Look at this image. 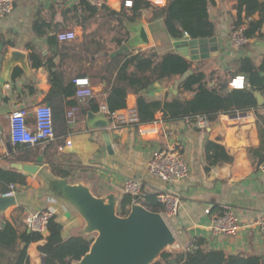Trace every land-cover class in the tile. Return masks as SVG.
I'll return each instance as SVG.
<instances>
[{
  "label": "crops",
  "instance_id": "0c3cea01",
  "mask_svg": "<svg viewBox=\"0 0 264 264\" xmlns=\"http://www.w3.org/2000/svg\"><path fill=\"white\" fill-rule=\"evenodd\" d=\"M123 1L107 0V4L98 8L94 17L86 23L85 30L78 23L84 11L81 0H16L13 12L0 19V129L4 131V136L0 138V167L19 170L15 163H35L39 159L44 162L41 154L18 152L9 136V114L14 109H28V123L34 127V108L42 103L48 104L46 98L52 87L50 73L45 66L34 67L30 55L35 51L44 62L54 57L58 68L75 79L88 78L95 91L92 98L101 102V108L105 105L104 90L107 86L106 80L102 79V75L106 74L103 68L115 53L138 52L147 48H155L160 54L177 52L178 42L167 32L163 18L150 21L149 13L138 20L143 22L150 43L134 45L131 41L134 36L131 29L138 20L131 23L121 16L122 13L112 17L105 8L109 6L121 12ZM235 3L232 0H215L209 7L211 19L216 26L215 35L218 36L220 57L188 59L195 68L199 67L209 75L210 84H214L219 76L224 78L232 75L241 57H252L257 66L264 59V48L259 44L264 38L251 39L245 48H237L231 42L230 29L237 19ZM74 14H78V17L74 18ZM242 17L247 22L245 13ZM112 18L117 21L113 26H118L111 39H107L96 28L91 29L96 21L102 19L103 26L105 20ZM117 18H122V25L126 28L122 29L123 26ZM250 18L260 19V13L256 12ZM36 20L52 24V30L57 28V33L61 30H75L77 39L71 42L58 40V44L52 45L48 37L40 36L35 31ZM126 29L129 30L130 37L118 43L116 38H121L119 32H125ZM85 45L88 46V51ZM14 50L27 55V66L17 62L8 75L6 64L9 54ZM89 66H95V69ZM79 73L85 75L78 76ZM238 75L241 73L236 76ZM185 76L176 80L155 82L146 96L152 99L174 97L179 93V83ZM260 94L263 101L258 113L262 117L255 110L248 109L234 115L221 114L209 127L198 128L192 120L163 122L162 114L158 113L153 126L157 132L146 136H141L135 128L113 130L111 124L107 128L91 127L88 122V114L92 111L88 109L90 98L85 104H80V114L74 123H70L68 119V132L56 138L60 141V146L55 149L53 161L68 167L71 170L70 175H54L45 162L36 174L23 171L26 173V183L16 184L17 203L0 213V224L3 225L5 221L13 222L19 234L27 229L32 231L27 223L28 217L49 209L63 225L64 239L72 236L91 239L93 232L88 231L85 218L76 206L55 192L52 183L67 179L70 184L88 187L96 197L106 199L112 194L119 210L126 193L124 182L127 179H136L143 183L147 194L168 191L179 196V212L169 221L177 238L178 246L175 251L188 249L196 238H204L205 249L224 250L228 254L259 255L264 259V236L255 225L264 214V170L261 168L264 162V92ZM127 106L137 107L136 94L128 95ZM106 131L112 141V151L108 149ZM67 140H71L72 144L66 145ZM208 141L223 145L234 160L212 166L208 170ZM177 143L183 146V154L190 168L188 178L167 182L152 175L148 168L152 150L172 147ZM15 156L23 159L16 161ZM73 177H78V180L73 181ZM11 184L0 179V196H5L10 191ZM207 208H211V214L206 213ZM227 210L236 212L243 226L232 235L212 234L209 225L213 216L221 215ZM42 234L47 236L48 228ZM44 242L41 240L29 245L30 264H42L39 246ZM22 246L20 239L14 249L0 246V264H15Z\"/></svg>",
  "mask_w": 264,
  "mask_h": 264
},
{
  "label": "trees",
  "instance_id": "16d2710c",
  "mask_svg": "<svg viewBox=\"0 0 264 264\" xmlns=\"http://www.w3.org/2000/svg\"><path fill=\"white\" fill-rule=\"evenodd\" d=\"M132 8L122 6L121 12L105 6L109 15L115 17L122 13L128 21L136 22L144 14L154 21L163 18L166 30L172 39L179 42L185 38H210L216 34V26L211 19L209 7L215 0H167L163 6L153 5L150 0H133ZM235 1L237 19L235 24H240L242 14L247 18L246 36L250 39L264 38L260 33L264 27V2L260 0H232ZM83 7L82 18L78 23L85 30L86 23L98 12L89 0H81ZM256 12L260 13V19H251ZM74 14V18L78 17ZM250 18V19H249ZM115 19V18H113ZM122 25V18H117ZM123 26V25H122ZM35 31L40 36L48 37L50 44H58L57 28L45 21L36 20ZM126 28L125 26L122 29ZM85 33V32H84ZM121 38H116L118 43L130 37L129 30L119 32ZM124 37V38H122ZM86 50L89 48L85 45ZM34 67H47L50 73L52 87L47 95V102L53 110L55 136L66 134L69 129L68 112L71 108L80 106L76 96L77 85L75 77L58 68L54 57L46 62L35 51L30 55ZM106 74L102 79L106 80L107 86L104 93V104L110 113H115L127 107V98L130 93L137 95V110L140 124H151L156 121L158 113L162 114L163 122L180 120H194L197 116H205L215 121L221 114L234 115L239 112L253 109L259 117L260 106L257 93L264 92V59L260 66L250 56L241 57L238 67L232 75L221 77L210 84L209 75L201 68H195L193 62L171 51L160 54L155 48H147L138 52L121 51L115 53L104 68ZM215 72V71H214ZM214 72L211 74L213 75ZM116 73V74H115ZM238 73L248 78L249 86L242 89H231L229 82ZM79 73L78 76H84ZM186 75V76H185ZM185 78L179 83V93L172 98L152 99L146 96L150 87L157 81L165 79L176 80ZM89 108L93 112H100L101 102L96 98L89 100ZM43 144H16L18 152L43 155L44 162L48 164L52 173L58 177H68L71 170L54 162L55 149L60 146L58 139ZM264 144V139L262 138ZM209 170L212 166L232 162L234 157L226 148L215 142L208 141L206 144ZM23 157L15 156L16 161ZM26 173L22 170L7 169L0 167V179L8 184H25ZM133 196L125 193L119 207V214L127 216L131 211ZM141 203L154 212H160L163 205L158 202L157 194H147ZM63 225L53 216L48 223V235L44 236L39 231L25 230L19 234L14 223L5 221L0 228V246L9 250L14 249L20 239L23 246L19 250L15 264H30L28 247L33 242L44 240L39 246L42 254V264H74L80 261L89 251L94 238L84 236H72L64 239L62 235ZM206 240L196 238L194 243L184 251H164L159 260L154 264H264V259L259 255L252 254H228L224 250L205 249ZM197 246V247H196Z\"/></svg>",
  "mask_w": 264,
  "mask_h": 264
},
{
  "label": "water",
  "instance_id": "95a60500",
  "mask_svg": "<svg viewBox=\"0 0 264 264\" xmlns=\"http://www.w3.org/2000/svg\"><path fill=\"white\" fill-rule=\"evenodd\" d=\"M131 30L134 33L131 38L134 45L150 43L142 21L138 20ZM259 44L264 48V39ZM176 51L190 60L218 58L221 55L216 35L210 38H185L178 42ZM26 58L25 53L12 51L6 64V73L9 75L17 62L26 67ZM256 95L259 103H262V95ZM88 122L93 128H107L111 123L104 112L93 111L88 114ZM105 138L108 149L112 151V141L107 131ZM14 165L19 170L36 174L44 162L39 159L35 163ZM52 186L57 194L78 208L88 223V231L98 232L90 251L74 264H154L168 247L176 243V235L164 216L143 204L132 205L130 213L121 216L112 194L106 199L99 198L88 187L70 184L67 179L57 180ZM16 203L15 195L0 196V213Z\"/></svg>",
  "mask_w": 264,
  "mask_h": 264
},
{
  "label": "built area",
  "instance_id": "2783aa9c",
  "mask_svg": "<svg viewBox=\"0 0 264 264\" xmlns=\"http://www.w3.org/2000/svg\"><path fill=\"white\" fill-rule=\"evenodd\" d=\"M90 3L102 8L107 4V0H89ZM153 5L163 6L167 0H150ZM16 0H0V19L6 18L15 8ZM123 4L127 8H132L133 0H124ZM247 23L232 25L230 29V39L233 45L237 48H245L251 42V39L246 36ZM264 35V27L260 31ZM57 38L60 42H71L77 39L75 30H61L57 33ZM77 85L76 96L80 104H85L90 98L94 97V87L88 78L75 79ZM249 86L248 78L241 74L229 82L231 89H242ZM100 112L111 121V129L120 130L122 128H135L141 136H146L150 133H155L156 128L153 127L156 121L151 124H140L137 107H126L123 112L110 113L106 105H103ZM29 111L26 108H16L9 114V136L11 142L16 144H43L55 140L54 116L51 106L47 103L39 104L34 108L35 126L32 127L28 123ZM80 114V106L71 108L68 112L70 123H74ZM238 114V113H237ZM193 124L198 128H207L212 124V121L205 116H197L193 120ZM4 136V131L0 129V138ZM72 141L67 140L66 145H71ZM63 149V147H61ZM148 168L152 175L167 181L173 182L188 178L190 168L183 154V146L177 143L175 146L163 148L158 147L152 150L148 161ZM264 170V162L261 166ZM124 190L133 196L134 204H142L147 193L144 190L143 183L136 179H127L124 182ZM16 184H11L10 191L5 196L15 195ZM157 200L163 205L160 213L169 222L178 212L181 204L179 196L168 191H159ZM132 207V206H131ZM207 214H211V208L206 209ZM54 216L52 210L45 209L38 211L28 217L27 223L31 230L45 232L48 228L49 220ZM255 225L264 236V214L255 222ZM242 223L233 210H227L221 215H214L209 228L214 235H232L238 232L242 227ZM2 224H0V228ZM197 247V246H196Z\"/></svg>",
  "mask_w": 264,
  "mask_h": 264
},
{
  "label": "rangeland",
  "instance_id": "374dc122",
  "mask_svg": "<svg viewBox=\"0 0 264 264\" xmlns=\"http://www.w3.org/2000/svg\"><path fill=\"white\" fill-rule=\"evenodd\" d=\"M117 6L120 7L121 4L120 5L117 4ZM101 20L102 19H100L99 21H96V24L94 25V27H91V29L96 28V30L100 31L107 39H111L115 35L114 29H116V26H118V25L113 26V24H116L117 21H115V19H113V18L111 20L107 19V20H105V24H103V26H101V24H102ZM80 34H82V33H80ZM84 37L85 38L87 37V33L85 34ZM89 67H91V69H95V66H89ZM76 180H78V177H73V181H76ZM97 235H98V232H93V234L91 236H92V238L95 239L97 237ZM177 246H178V244L175 243L173 246L168 247L166 250L167 251H175L177 249L176 248ZM182 251H184V250H182Z\"/></svg>",
  "mask_w": 264,
  "mask_h": 264
}]
</instances>
